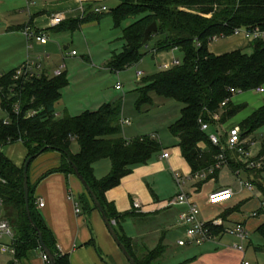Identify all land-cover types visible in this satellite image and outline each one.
Returning <instances> with one entry per match:
<instances>
[{
    "label": "trees",
    "instance_id": "1",
    "mask_svg": "<svg viewBox=\"0 0 264 264\" xmlns=\"http://www.w3.org/2000/svg\"><path fill=\"white\" fill-rule=\"evenodd\" d=\"M115 1L117 5L106 13L85 11L88 13L86 17L82 16L79 21L78 17L66 18L52 27L51 31L74 32L79 28L77 24L89 20L99 21L104 15H109L113 26L121 29V48L119 52L111 53L106 67L110 72L117 73L143 58V48L148 43L142 44L144 31L151 23H155L157 30L150 37L157 39L154 52L176 49L182 52V58L180 65L158 71L137 83L135 108L137 111L147 110L153 104L152 96L181 103L180 114L169 126V133L177 139V146L193 175L207 170L215 164L219 149L200 131L197 119L201 117L211 123L213 128L215 123L211 122L210 116L220 112V123H226L241 110V107L232 103L229 89L246 92L263 88L264 85V40L250 42V53L233 50L214 55L208 51V44L213 38L232 35L240 27L264 30V0ZM13 74L9 72L0 78V87L5 89V93H1V105L9 118L8 124L0 121V198L4 203L6 218L15 229V254L9 264H22L34 252L40 251L38 232L54 263L70 264L68 255L58 249L50 229L36 211L34 188L28 180L30 216L36 229L30 225L24 205L23 164L16 165L1 149L20 141L26 149L25 159L44 147L47 149L43 152L58 151L61 157L59 166L48 170L44 176L54 172L74 174L70 160L97 197L108 219L114 220L119 227L122 215L116 213L106 201L105 192L119 184L121 178L130 174L135 165L145 164L163 148L157 139L149 135L133 139L122 136L120 101L104 103L96 110H85L77 115L64 113L56 117L55 106L61 98L62 89L68 85L67 78L62 77L64 73L58 77L43 75L26 82H14ZM225 100L226 106L221 108V102ZM16 102L21 108L19 115L13 112ZM27 110H35L36 114L25 117ZM262 125L264 102L238 124L243 138ZM74 142L78 146L75 153L71 150ZM202 143L207 146L205 150L201 148ZM260 154L264 156V150ZM225 157L226 165L232 169H245L241 162L237 163V154L230 158L225 153ZM101 159L110 160L111 170L106 178L98 180L94 176L93 164ZM217 172L213 170L211 177L216 176ZM262 188L259 190L264 199ZM81 201L83 209L88 211L89 205L82 198ZM93 208L96 209L95 206ZM259 212L264 214V209ZM255 232L261 239L260 248L264 251V222ZM118 236L137 264H152L163 252V247L158 246L143 259H137L128 240Z\"/></svg>",
    "mask_w": 264,
    "mask_h": 264
},
{
    "label": "crops",
    "instance_id": "2",
    "mask_svg": "<svg viewBox=\"0 0 264 264\" xmlns=\"http://www.w3.org/2000/svg\"><path fill=\"white\" fill-rule=\"evenodd\" d=\"M98 2L101 3L100 5H105L102 4L103 0H82L81 3L80 0H0V78L9 72H15L24 63L26 57H30L29 51L34 48L33 43L35 41L30 42L31 47L28 46L29 44L22 35V30L25 27L30 26L32 28L41 29L48 35V37L53 36L59 39L66 38L68 35L63 31H51V28L54 26L51 25L50 17L54 13L63 12L68 19L76 18L78 17V15H80L81 5L85 9L84 11H88L92 4L98 5ZM114 4L115 6L117 5V3ZM108 9L110 10V8ZM81 26L82 25H80V28ZM37 44L43 46L47 43ZM64 47V50L68 49L67 46ZM249 47L250 42L244 39L242 36L230 35L227 37H221L220 39L216 38L212 40L208 44V51L214 55H220L223 53L231 52L233 50L246 51V49ZM172 51L178 50L173 49ZM158 53L154 52L151 55ZM64 54L65 53H62V59H65ZM67 54H70V52H67ZM105 69L108 70L107 67ZM43 71L47 76H52L53 71H51V73L49 74L45 67H43ZM65 71L67 72L66 67L64 72ZM122 88L123 85L121 84V90ZM114 90L116 89L114 88ZM114 97L115 96L113 95H104L103 97L101 96L96 102L87 104V106L80 105L78 108H75L74 106L69 105L66 101H63V107L60 109L57 108L56 104L55 115L56 117H60L64 113L77 115L85 110H96L100 105L104 103L116 101ZM152 98L153 101H155L154 99L156 98V96H152ZM61 99L62 92L60 100ZM164 100L167 99H163V101ZM1 102L2 95L0 93V115L2 114L3 116L2 118H0V121H9L7 113L2 109ZM151 107L152 106H150L149 108ZM122 118L124 117L122 116L121 110L120 119ZM222 125L224 128L229 127L226 126L225 123ZM235 125L238 126V124H233L232 126ZM142 135H149L152 138L158 140V136L155 133L128 136L125 135L122 131V136L126 139H133ZM11 149L12 146L11 144H9L4 146L1 149V152L8 158H10L16 165L21 166V162L14 159L15 154L10 153L13 152V150ZM71 150L73 153L77 152L78 146L75 142L72 144ZM163 151H165V149H162L159 154L154 155L152 158L155 157L163 161L170 162L171 155L168 153V158H162L161 154ZM24 152L26 155V149L24 150ZM44 153H46L47 156L46 162L44 163L42 169L43 174L36 182H31V180H29V176L28 180L34 188V201L36 202L38 199H42L44 202V206L41 208L37 207L35 204V209L43 218L45 225L50 229L58 249L62 253L68 255L70 264H129L126 257L120 251L119 247L116 245L111 235L109 234L99 212L91 205L89 206L88 211H85L83 209L81 197L86 191L78 178L74 174L66 175L60 172H54L44 176L45 172H47L48 170L58 167L61 161L60 153L58 151L47 150L45 152H42L41 154ZM261 158L264 157L262 156ZM24 161L25 158H23V163ZM99 161L93 164L94 176L95 165ZM236 161L238 163L240 162V159H238L237 157ZM224 166L228 167L234 174L237 170H240L239 174L240 172L245 171L248 175L247 181L251 182L246 168L232 169L229 165ZM219 170L220 169H218V171ZM239 174L235 175L237 177V183L240 190L239 192H235L232 190V197L227 200H233L237 203L240 202L238 204L239 206H237L233 210L229 208L223 211L220 210V213L216 215L210 216L209 214H207L210 208L217 205H210L207 202L209 193L220 188H230L229 186H219L214 182L208 187V189H204V196H199L193 193L187 194L190 195L191 199L198 205L200 209V219L208 220L213 217H221L224 221V225L227 224L226 226H232L237 222L243 224L247 233H251L252 235L250 238L248 237L244 253H241L232 247V245L237 241L234 236L222 234L219 232L215 241L201 244L203 245L201 248L197 247L194 248V250L190 249L193 244L188 243L184 245H178L176 243L178 240H185L183 227L179 224L178 219L179 213L184 210V207L181 205H176L178 206V208L175 210H170V207L158 210L155 208V206H153V204H151L148 195H145V193L143 194V192H132L131 194H128V199L126 200L129 201L132 207L135 200L139 201L141 209L132 208V210L130 211H125L124 205H127L126 202H124V204L123 202H120L119 206L115 205L114 202H111V198L112 201H114L113 199H116L117 201V198H113V196H115L114 194H112V191L114 189H108L105 192V198L106 201L113 206L115 212L119 215H122L120 216L121 219L119 220V230H116V232L128 240L129 246L137 259H143L140 257L147 251H151L158 246H162L163 252L155 260V264H241L242 261H246L245 258L247 253L249 252H251V254L254 256L255 262L259 264V258L261 262L264 261V251L260 248L261 239L255 231L257 227L264 222V214H259L262 215L261 217H258V214L256 217L238 214L240 216L234 219V222H231V220L228 219V215L231 212H239L242 203H245L249 200L246 195L240 199V195L245 194V192L249 194L250 192H252L240 185L239 180L242 179L238 177ZM149 176L150 175L148 173H143L139 174V176L136 177L135 174L131 172L124 177L131 178L127 182L136 181L142 185ZM261 200L262 199L258 200L259 203L261 202ZM76 203L79 206L78 212H76ZM123 211H125L124 214H121L123 213ZM130 213H133V215L129 217L123 216ZM175 215L177 224H172V222H169V219L173 216L175 217ZM125 220H128L129 224L134 227L133 233L124 232L121 223L125 222ZM111 222H114L113 225L116 229V227L118 226L116 225L115 221L111 220ZM171 234L174 239V244L172 245L168 243V238ZM205 244L206 246H204ZM139 245L141 246L140 248L138 247ZM0 254H2L0 255V264H9L13 260V257L10 254L3 253L1 251ZM4 255H9V257L6 258ZM22 264L45 263L41 257V252L36 251L31 255L29 260Z\"/></svg>",
    "mask_w": 264,
    "mask_h": 264
},
{
    "label": "rangeland",
    "instance_id": "3",
    "mask_svg": "<svg viewBox=\"0 0 264 264\" xmlns=\"http://www.w3.org/2000/svg\"><path fill=\"white\" fill-rule=\"evenodd\" d=\"M103 2L102 4H105L108 8H113L115 6L114 3H117L115 0H103ZM98 3V5L101 4L100 2ZM88 13L84 12L83 15L80 13V15H78V21L82 16L86 17L85 15H88ZM80 25H82L81 28ZM77 26L79 28L74 32L64 31L68 35L66 38L59 39L50 36L48 37L47 44L43 46L34 42V48L29 51L30 58L37 59L39 57L43 67H45L49 74L56 69L62 61L65 62L67 72L65 71L62 77L65 76L67 78L68 85L61 91L62 99L58 101L57 108L60 109L63 107V101L78 108L80 105L87 106V104L96 102L101 96L113 95L116 101L121 102L122 116L128 118L131 122L129 125L122 126L123 133L128 136L155 133L158 136V141L161 143L162 148L171 155L170 162L154 157L150 158L145 164L135 165L132 169V173H134L136 177L143 173H148L150 176L142 185L136 181L127 182L131 178L122 177L119 184L110 188L114 189L112 191V194L115 195L113 198H117V201L116 199L112 201L111 198V202H114L115 205L118 206L120 202H123V204L126 202L128 206L124 205V210L130 211L133 207L130 205L129 201L126 200L128 199V194L132 192H143V194L145 193V195L149 196L151 204H153L156 209L160 210L168 208L167 204L181 192V188L185 193L204 196V189H208L214 182L219 186H229L233 191L239 192L240 188L237 183V177L226 166L221 167L216 176L213 175V177H211L212 173H208L204 178H194L191 167L182 157L177 146V139L172 137L169 133V126L180 114V109L182 107L181 103L174 100L163 101L164 98L156 96L151 108L147 110L142 109L141 111H137L135 108V90L138 85L137 83H140L143 78L158 72L159 66L162 63L169 62L173 57L181 60L182 52L179 50H169L151 55L154 53L152 50L155 49L157 41L156 37H152L143 48L145 55L138 63L120 72L113 73L106 70L105 65L110 59L111 53L120 51L121 42L119 39L121 37V29L113 26L112 19L109 15H104L99 21L90 20L83 24H77ZM64 46H67L68 49L64 50ZM71 50H75L76 55L67 54V52ZM251 50L252 49L249 47L245 52L250 53ZM62 53H65V59H62ZM137 71H142L143 74L137 77ZM116 82L123 85L122 90H114L113 86ZM4 90V88L0 87V93H5ZM8 96L10 97L11 94ZM263 102L264 92L260 93L256 90L236 92L233 95L232 103L237 107H241V110L226 121V126L230 127L233 124H239V122L251 112L259 108ZM2 117L1 114L0 118ZM244 140L246 144H250V142L254 143L250 146L252 155L257 159L261 158L260 153L264 150V125L254 130L250 135L244 138ZM11 146L13 152L10 153L15 154L14 159L23 164V158L26 156L23 144L20 141H15ZM201 146L202 149H206L207 147L203 143ZM225 153L230 158L234 157V153L231 150H226ZM46 156L47 154L44 153L31 161L28 168V176L31 182H36L43 174L42 169L46 162ZM110 170V161L101 160L95 165V177L98 180H103L109 175ZM246 170L249 174L251 183L254 185L253 191L250 192V194L245 192V194L240 195V199L246 195L249 200L242 203L239 212L233 211L228 215V219L231 220V222H234V219L241 214L250 216L253 210L258 209V200H263L259 188H264V167L261 166L259 168ZM175 175L178 177L176 178ZM238 177L243 181L248 180V175L245 171L240 172ZM81 198L86 205L94 207L86 192H84ZM236 203V201L230 200L217 204L210 208L207 214L211 216L219 214L220 210L223 211L229 208L233 210L239 206L238 204L240 202ZM177 208L178 206L174 205L170 207V210H175ZM125 211L121 214H124ZM259 214L263 215L262 212L258 211V217H261L262 215ZM169 222L177 224L176 215L170 218ZM121 225L125 233L134 232V227L129 224L128 220H125ZM116 230H119V227H116ZM251 236V233H249L248 237L250 238ZM168 239L170 245L174 244L172 234ZM243 245L246 247L247 241L244 242ZM202 246L203 245H193L190 249L194 250V248H201ZM204 246H206V244ZM138 247L140 248L141 246L139 245ZM148 252L149 251L140 258L146 257ZM4 256L6 258L9 257V255ZM245 260L250 264H257L251 252L247 253ZM151 263L155 264V260ZM259 264H264V261L261 262L260 258Z\"/></svg>",
    "mask_w": 264,
    "mask_h": 264
},
{
    "label": "built area",
    "instance_id": "4",
    "mask_svg": "<svg viewBox=\"0 0 264 264\" xmlns=\"http://www.w3.org/2000/svg\"><path fill=\"white\" fill-rule=\"evenodd\" d=\"M82 0H80V3ZM81 5V4H80ZM85 9L80 6L81 15L84 14ZM89 11L94 14L106 13L109 11L106 5H96L92 4L89 8ZM66 15L63 12L54 13L50 17V22L52 26L59 25L62 21L66 19ZM1 27V23H0ZM22 35L26 39L28 46L31 47L30 42L35 41L40 44H45L48 41V35L41 29L32 28L30 26L25 27L22 30ZM232 35H240L244 39L249 42L254 40H264V30L260 28H252L247 29L244 27H240L234 30ZM216 38H213V40ZM70 55H76L75 50L70 51ZM181 60L178 58H173L169 62L162 63L159 66L160 71L168 70L174 66L180 65ZM65 62L57 66L56 69L53 70L52 76L58 77L62 75L65 70ZM143 73L141 71L136 72V76L140 77ZM47 76L43 71V65L39 60L33 59L30 57H26L24 63L14 72L13 80L14 82L22 81L26 82L35 78H40L41 76ZM114 88L116 90H121V83L116 82ZM230 93L234 95L237 90L234 88L229 89ZM256 91L264 92V89L258 88ZM227 101L221 102V108L226 106ZM13 112L16 115L21 113V108L19 102H16L13 105ZM36 114L35 110H27L25 112V117H31ZM211 122L215 123V125L211 126V123L206 122L201 117L197 119V123L199 125V129L201 132L205 133L210 143L219 149V153L216 156V162L214 165L210 166L207 170H202L200 172H196L193 176L195 179L204 178L208 173L213 172L215 169H220L222 166L226 165V157L225 151L231 150L233 153L237 154L238 159L244 165L246 169L259 168L262 166L263 158H256L252 155V151L250 150V146L253 145V142L250 144H246L245 140L242 136V131L239 126H230L228 128H224L220 123L221 113L214 112L210 116ZM9 121H3L4 124H8ZM129 119L122 118L120 119L121 127L124 125H129ZM162 158H168L169 154L167 151H163L161 154ZM240 170L236 171V175L239 174ZM176 176V175H175ZM178 176H176L177 178ZM239 183L242 187L246 188L249 191H253V184L250 181H242L239 180ZM181 188V186H180ZM233 191L231 188H220L216 189L209 193L207 197V202L210 205H216L222 203L224 201L229 200L232 197ZM71 199V197H70ZM37 207H43L44 202L42 199H38L35 202ZM176 206L181 205L184 207V210L181 211L178 215L179 224L184 228L185 240H178L176 243L178 245H184L186 243L193 245H201L206 242L215 241L219 233L228 234L234 236L236 238V242L232 245L234 249L237 251L244 253L245 247L243 245L244 242L248 240V233L243 226L242 223L237 222L232 226L224 225V221L221 217H213L208 220L200 219V209L198 205L191 199L190 195L183 192L181 188V192L176 195V197L171 200L167 206ZM134 209H141L139 201L135 200L133 202ZM264 209V200H261L259 203V207L257 210L253 211L250 216L256 217L259 210ZM79 211V206L76 203V212ZM114 224V222H112ZM15 229L13 225L8 221L5 215L4 203L0 198V251L3 253L10 254L14 259L15 250L13 247V239H14ZM5 239V240H4ZM41 252V250H40ZM41 257L45 264H50L48 258L41 252ZM241 264H249L247 261H242Z\"/></svg>",
    "mask_w": 264,
    "mask_h": 264
},
{
    "label": "water",
    "instance_id": "5",
    "mask_svg": "<svg viewBox=\"0 0 264 264\" xmlns=\"http://www.w3.org/2000/svg\"><path fill=\"white\" fill-rule=\"evenodd\" d=\"M156 30H157V26L155 23H151L145 29L144 34H143V40H142L143 45H146V43L150 39L151 35L154 34L156 32ZM64 48H66V47H64ZM46 149H47V147H44V148L40 149L38 151V153L27 157L23 163V166H22L24 205H25V210H26L28 220L30 222V225L33 228H35V226H34L33 221L31 220L30 207H29L28 168H29V164L32 161V159L36 158L39 154H41ZM69 162H70L72 169L74 171V175L78 178V180L81 182L82 186L84 187L85 191L89 194V196L93 202V205L95 206L96 210L99 212V214H100L109 234L111 235L112 239L114 240L116 245L119 247V249L123 253V255L126 257L129 264H137L136 261L134 260V258L131 256V254L128 252V250L124 246V244L121 242L117 232L114 229V225L106 216V214L102 208V205L98 201L97 197L95 196L93 191L90 189V187L88 186L86 181L82 178V176L78 172L76 166L70 160H69ZM37 239H38V243H39V249L41 250V252L48 258L50 264H55L53 257L51 255L49 249L44 244L42 236L39 232L37 233Z\"/></svg>",
    "mask_w": 264,
    "mask_h": 264
}]
</instances>
